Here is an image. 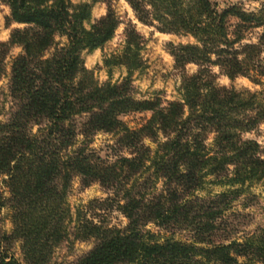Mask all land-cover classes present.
<instances>
[{
    "label": "trees",
    "instance_id": "16d2710c",
    "mask_svg": "<svg viewBox=\"0 0 264 264\" xmlns=\"http://www.w3.org/2000/svg\"><path fill=\"white\" fill-rule=\"evenodd\" d=\"M125 1L142 24L195 40L172 47L181 72L180 100H137L129 76L100 86L85 68L81 53L112 39L119 25L111 9L86 28L88 3L1 0L10 9L8 23L23 28L0 44V78L6 54L21 49L8 82L12 110L0 122V264H63L54 261V253L71 236L95 242L71 264H264V228L236 238L227 224L246 189L264 186L262 148L243 137L264 123V92L219 86L212 71L217 67L231 81L253 71L264 75V34L256 45L239 46L245 30L264 25V10L219 11L213 0ZM230 18L237 20L232 32ZM56 36L67 43L56 45ZM140 48V36L128 31L123 52L106 66H124L131 74L141 68ZM189 64L199 70L187 74ZM142 112L151 116L136 130L121 120ZM99 133L118 137L116 145L128 156L101 158L91 148ZM74 178L110 192L92 204L116 209L127 225L109 227L82 212L73 221L67 195ZM209 183L224 191L198 196ZM4 209L10 232L2 229ZM177 232H187L190 240H175ZM16 244L22 262L15 257Z\"/></svg>",
    "mask_w": 264,
    "mask_h": 264
},
{
    "label": "rangeland",
    "instance_id": "374dc122",
    "mask_svg": "<svg viewBox=\"0 0 264 264\" xmlns=\"http://www.w3.org/2000/svg\"><path fill=\"white\" fill-rule=\"evenodd\" d=\"M219 11L238 7L246 14L259 13L264 10V0H213ZM71 4L77 5L88 3L91 5L90 19L84 23L86 28L95 24L103 18L108 9L116 16L119 25L112 39L93 50H85L81 53L85 68L93 74L95 81L100 85L119 84L129 76L131 95L137 100L160 99L163 102L180 100L181 72L177 69L171 54L172 47L179 45H195V40L188 35H174L161 33L157 24H142L135 16L130 5L125 0H110L107 5L104 2H92V0H70ZM10 9L0 0V44L9 40L14 29L23 28L22 25L8 23ZM237 20L230 18L228 21L229 31L232 32ZM133 30L140 36L141 48L139 58L142 62L141 68L128 73L127 68L119 65L106 66V60L113 56H119L126 46L127 32ZM264 34V25L253 27L244 31V40L239 46L258 44ZM56 45L62 46L67 43L66 38L56 36ZM53 49L49 50V56ZM21 54L18 47L12 48L3 61L4 75L0 78V122L7 120L12 110L8 97V82L11 64L14 58ZM263 58V57H262ZM199 67L189 64L185 67L187 74H195ZM212 71L217 74L216 83L222 87H232L238 92L250 91L260 94L264 92V75L252 72L248 77H237L229 80L221 75L217 67ZM150 112L130 113L121 117L122 122L131 130L141 128L150 118ZM245 139L256 141L264 153V123L255 130L243 135ZM118 137L111 134L99 133L92 141L91 148L103 159L114 161L116 156H128V151L119 149L116 145ZM161 139V136H160ZM145 145L155 149V144L150 139L144 141ZM212 143V136L208 144ZM209 180H213L210 178ZM211 182V181H210ZM224 191V188L214 184H207L198 196L207 198ZM111 195L99 184L84 187L79 178H74L67 195V203L75 220L77 212H82L88 219L102 223L113 228H124L127 219L116 209L98 208L94 202L104 201ZM2 229L10 232L12 225L9 211L1 212ZM227 224L230 229L238 232L236 238L253 232L257 228H264V186L262 183L252 184L244 194L233 204L231 212L227 214ZM74 222L71 223V227ZM153 232L159 230L150 226ZM167 236L170 234H166ZM175 240L188 241L190 235L187 232H177L173 235ZM95 242L93 240L77 241L70 237L69 241L63 243L54 253V261L57 263L71 264L84 254L89 252ZM15 257L22 262L19 245L14 247Z\"/></svg>",
    "mask_w": 264,
    "mask_h": 264
}]
</instances>
